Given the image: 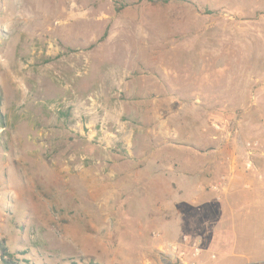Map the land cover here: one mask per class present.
Masks as SVG:
<instances>
[{
  "label": "rangeland",
  "instance_id": "374dc122",
  "mask_svg": "<svg viewBox=\"0 0 264 264\" xmlns=\"http://www.w3.org/2000/svg\"><path fill=\"white\" fill-rule=\"evenodd\" d=\"M223 175L264 192V0H0V241L17 258L166 264L163 240L194 235L181 194ZM210 201L220 264H264L248 243L264 229L240 230L257 259L231 258Z\"/></svg>",
  "mask_w": 264,
  "mask_h": 264
},
{
  "label": "crops",
  "instance_id": "0c3cea01",
  "mask_svg": "<svg viewBox=\"0 0 264 264\" xmlns=\"http://www.w3.org/2000/svg\"><path fill=\"white\" fill-rule=\"evenodd\" d=\"M189 171L193 170H188L187 175L185 172H183L181 176L188 177L190 175L189 173H191ZM180 200L189 203L190 206L195 207V213L192 215V220L190 219V222L189 218L187 220V217L182 215L180 220L182 227L185 226V228H190L189 231H191V233L194 232V235L192 233V236L205 245L206 247H204V249L207 251H212L209 248H213V246L215 247L218 244L221 227L225 225L223 222L225 221L226 217L222 216L220 212H214V214L213 212L209 213V210L206 209L208 206V204H206V200L208 203L211 202L210 200H212V203L216 207L222 205L223 203L220 204L222 201H226L224 204H226L228 207L229 219L227 220L229 222V227L225 228L231 233L233 237V242L230 240V244H232V252L230 253V257L233 259L241 258L248 260H255L258 258L256 256L258 253L256 247L253 249L241 247L245 243V239L247 240L248 237L240 230L244 229V226L248 227L249 229L256 227H258V229H264V192H225L223 194L222 200H217L213 192H209V194H207V192H183L180 196ZM205 213L209 216H205ZM244 221H252L253 223L258 224H243ZM262 237V240L257 239L255 241L253 240L252 242L248 241V243L253 246L262 245L264 247V233ZM248 239L250 240V238ZM166 264L171 263L167 260Z\"/></svg>",
  "mask_w": 264,
  "mask_h": 264
},
{
  "label": "built area",
  "instance_id": "2783aa9c",
  "mask_svg": "<svg viewBox=\"0 0 264 264\" xmlns=\"http://www.w3.org/2000/svg\"><path fill=\"white\" fill-rule=\"evenodd\" d=\"M246 166L249 170L254 168L252 161L246 162ZM229 180L227 175H223L218 182H214L210 186L217 200L223 199ZM157 236L162 238L161 233H158ZM160 251L164 259L173 264H220V258L216 252L205 250L201 242L189 234H185L177 240H163ZM0 263H3L1 250Z\"/></svg>",
  "mask_w": 264,
  "mask_h": 264
},
{
  "label": "trees",
  "instance_id": "16d2710c",
  "mask_svg": "<svg viewBox=\"0 0 264 264\" xmlns=\"http://www.w3.org/2000/svg\"><path fill=\"white\" fill-rule=\"evenodd\" d=\"M210 13V12H209ZM0 250L2 253L3 264H32L30 261H22L15 253H13L4 241H0ZM90 264H101L99 262L91 261Z\"/></svg>",
  "mask_w": 264,
  "mask_h": 264
},
{
  "label": "water",
  "instance_id": "95a60500",
  "mask_svg": "<svg viewBox=\"0 0 264 264\" xmlns=\"http://www.w3.org/2000/svg\"><path fill=\"white\" fill-rule=\"evenodd\" d=\"M172 264V262H170Z\"/></svg>",
  "mask_w": 264,
  "mask_h": 264
}]
</instances>
